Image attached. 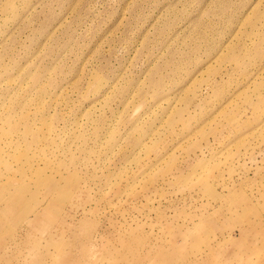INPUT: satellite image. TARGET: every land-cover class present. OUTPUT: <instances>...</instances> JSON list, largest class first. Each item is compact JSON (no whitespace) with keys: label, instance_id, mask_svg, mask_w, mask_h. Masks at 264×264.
I'll return each mask as SVG.
<instances>
[{"label":"rangeland","instance_id":"obj_1","mask_svg":"<svg viewBox=\"0 0 264 264\" xmlns=\"http://www.w3.org/2000/svg\"><path fill=\"white\" fill-rule=\"evenodd\" d=\"M264 264V0H0V264Z\"/></svg>","mask_w":264,"mask_h":264},{"label":"bare ground","instance_id":"obj_2","mask_svg":"<svg viewBox=\"0 0 264 264\" xmlns=\"http://www.w3.org/2000/svg\"><path fill=\"white\" fill-rule=\"evenodd\" d=\"M173 264H175V263H173ZM176 264H178V263H176ZM191 264H201L200 262H194V263H191Z\"/></svg>","mask_w":264,"mask_h":264}]
</instances>
